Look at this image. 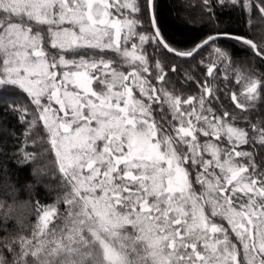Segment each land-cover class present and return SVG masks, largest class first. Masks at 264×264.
Masks as SVG:
<instances>
[{"label":"snow or ice","instance_id":"obj_1","mask_svg":"<svg viewBox=\"0 0 264 264\" xmlns=\"http://www.w3.org/2000/svg\"><path fill=\"white\" fill-rule=\"evenodd\" d=\"M157 7L0 0V264H264V73L223 43L264 64V0L183 46Z\"/></svg>","mask_w":264,"mask_h":264},{"label":"trees","instance_id":"obj_2","mask_svg":"<svg viewBox=\"0 0 264 264\" xmlns=\"http://www.w3.org/2000/svg\"><path fill=\"white\" fill-rule=\"evenodd\" d=\"M198 3L199 0H157L156 13L160 27L167 39L179 42L177 46H183L190 41L198 40L206 33V27L201 26L199 23L200 10ZM217 14L220 17L221 27L227 25L233 30L242 28V25L236 20L235 13L228 14L226 9H218ZM185 19L195 20L197 23L186 26L182 22ZM249 35L258 43L264 41V25L257 21L256 28L250 31ZM223 43L233 50V55L238 62H247L257 74L264 73V64L252 60L244 46L235 44L230 40ZM199 59L200 57H197V60ZM258 115V113H253V119H257ZM22 131L23 127L18 123L16 116L12 114L0 115V136L7 141L6 151L10 152L12 150V138L9 133L16 132L19 135ZM8 166L15 168V164L11 161L8 162ZM19 175L22 180L30 179L27 171L20 172ZM42 198L45 202H49L47 196Z\"/></svg>","mask_w":264,"mask_h":264}]
</instances>
